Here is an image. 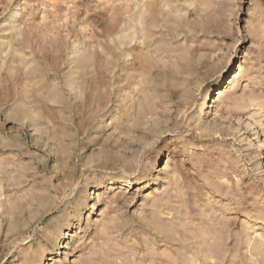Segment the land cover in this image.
Returning <instances> with one entry per match:
<instances>
[{"label": "rangeland", "instance_id": "rangeland-1", "mask_svg": "<svg viewBox=\"0 0 264 264\" xmlns=\"http://www.w3.org/2000/svg\"><path fill=\"white\" fill-rule=\"evenodd\" d=\"M0 264H264V0H0Z\"/></svg>", "mask_w": 264, "mask_h": 264}, {"label": "bare ground", "instance_id": "bare-ground-1", "mask_svg": "<svg viewBox=\"0 0 264 264\" xmlns=\"http://www.w3.org/2000/svg\"><path fill=\"white\" fill-rule=\"evenodd\" d=\"M243 72L242 66H238L236 71L234 72L233 78L239 77ZM219 93V92H218ZM220 94V93H219ZM128 182V181H127ZM129 187V186H128ZM68 234V233H66Z\"/></svg>", "mask_w": 264, "mask_h": 264}]
</instances>
